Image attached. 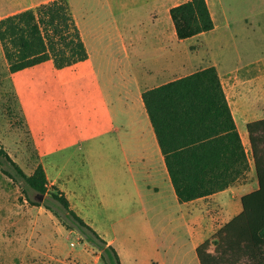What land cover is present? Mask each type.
Wrapping results in <instances>:
<instances>
[{"label": "rangeland", "instance_id": "obj_1", "mask_svg": "<svg viewBox=\"0 0 264 264\" xmlns=\"http://www.w3.org/2000/svg\"><path fill=\"white\" fill-rule=\"evenodd\" d=\"M175 1L72 0L73 10L68 4L88 54L96 65L100 62V51L95 41L98 20L107 21L110 30V23L114 26L117 22L126 30L132 22L140 21L146 32V40L152 33L160 37L162 33L167 44L171 45V56L177 59V66L171 67L162 77L144 76L140 73L142 68H155L152 58L161 55V52L156 53L148 44L141 43L136 48L140 54L139 59L127 60L119 49L118 34L110 31L114 59L108 67L114 71L112 77L115 83L121 78V73L128 74L130 80L135 78L141 84L157 83V78H162V83L169 82L201 70L211 65L212 61L222 73L260 61V64L252 66V74L257 78V83H261L260 80L264 78L259 71L264 70V0H207L215 28L199 38H189L178 43L174 40V29L165 10L168 4ZM11 14L14 13H0V17ZM125 34L127 36V32ZM141 36L142 33L139 38ZM104 65L107 66L106 61ZM85 74L82 71L75 75L69 68L57 70L51 61L10 73L0 46V148L8 153L26 175H31L39 164L42 165L43 151L48 154L51 162L65 158L53 153L55 147L64 145L69 134L77 132L72 129L73 125H64L66 109L71 110L72 105L80 106L90 101L95 110H101V97L90 89L81 88L88 81ZM101 117V114H93L91 126L97 134H107L111 131L110 125L102 121ZM88 127L82 125L83 129ZM76 158H72L67 172L73 177L86 175L87 171L83 170L84 166L78 160L75 162ZM88 175L91 176L89 172ZM120 186L105 180L97 183L90 180L85 190L93 194L98 189L105 194L112 191L115 195L110 198L113 203L122 204V195L117 192ZM52 187L48 185L49 191L45 195L34 192L3 156L0 158V263L106 264L98 241L88 240L66 216L63 207L51 198L50 194L54 193ZM143 199L146 200L145 197ZM93 200L88 195L83 200L88 213L101 216L103 213L95 209V204L90 203ZM173 208L160 211L167 217H157L152 222V233L158 248L153 251L139 249V252L144 251L141 259H152L162 264H190L193 253H185V256L182 252H187L186 244L191 240V229L183 227L181 220L168 221L172 211L178 213ZM129 210L125 209V213L122 211L119 219L130 223L136 235L133 233L129 237L138 239L145 235L144 217L138 211ZM208 211L217 213V206H210Z\"/></svg>", "mask_w": 264, "mask_h": 264}, {"label": "crops", "instance_id": "obj_2", "mask_svg": "<svg viewBox=\"0 0 264 264\" xmlns=\"http://www.w3.org/2000/svg\"><path fill=\"white\" fill-rule=\"evenodd\" d=\"M49 1L51 0H0V13H16ZM67 1L73 10L74 2ZM177 1L168 4L165 8L170 21L169 9L180 4ZM3 17L1 16L0 19ZM112 24L110 23V30L107 21H96L97 38L95 41L100 51L99 64H94L91 55L88 54L85 61L65 67L72 70L75 75H79L82 71L86 73L88 81L81 88L90 89L101 97V110L100 108L95 110L90 101H86L80 106L72 105L70 106L71 110L66 109L67 118H64V125L67 127L73 125L72 129L77 132L69 134L64 140L63 146L54 148L53 154L64 156V159L59 162H51L48 160V154L43 151L41 153L42 166L49 184L63 192L73 210L105 239L108 245L116 249L122 264H151L152 262L162 264L160 261L141 258L144 255V249L153 251L158 248L152 233V222L157 217L165 219L167 215L161 214L160 211L173 207L178 213L175 214L172 211L168 221L181 220L183 227L191 229L189 238L191 240L186 244L188 245L187 252L183 251L182 253L185 256H187L185 253H193L190 264H199L195 253L196 248L238 215L242 211V196L258 188L255 167L250 159V144L246 125L264 118V78L258 84L257 78H254L252 74L254 69L252 66L256 63L260 64V61L225 73H222L219 66L213 61L211 64L216 67L241 142L249 156V171L244 177L239 178L224 190L181 203L175 194L164 156L142 98L144 91L167 82L162 83L160 82L162 78H157V83L143 82L141 84L135 78L130 80L128 74L121 73V78L115 83L112 77L114 71L108 67L114 59L113 37H111L110 31L118 34L119 49L125 54L127 60L139 59L140 54L137 53L136 48L141 43L148 44L156 53L161 52V55L157 54L152 58L155 68H142L140 73L144 76L157 77L160 75L162 77L171 67L177 66L176 62L178 61L171 56V45L165 41L164 34L160 33L162 36L160 37L152 33L146 40V32L140 21L132 22V25L126 30L117 22L114 23V26ZM171 24L174 29L172 21ZM126 32L127 36H125ZM140 33H142L141 38H139ZM204 33L191 38H199ZM174 34L176 43L183 42L177 38L175 29ZM171 36L173 37V33ZM104 61L107 66L104 65ZM259 71L264 76V70ZM95 113L101 114L102 121L110 125L109 133L97 134L95 132L91 126ZM83 124H86V127L89 126L88 129H83ZM82 130H84L83 133H81ZM75 157H77L75 162L78 160L79 164L84 166L83 170L87 171L86 175L73 177L67 172L72 158ZM88 172L91 176L88 175ZM88 177L95 183L105 180L121 185L117 192L122 195V204L113 203V200L110 199L115 196L112 191L106 194L99 189L94 194L86 191L85 188L88 187L90 181ZM87 195L94 199L90 203L95 204V209L103 213L101 216H92L88 213L83 201ZM210 206H217V213H210L208 211ZM125 209L138 211L143 215L145 235L138 239L129 237L133 233L136 235V231L134 232L130 223L119 219L122 211L125 213ZM139 232L140 230L137 231V233ZM141 248L143 250L139 252Z\"/></svg>", "mask_w": 264, "mask_h": 264}, {"label": "trees", "instance_id": "obj_3", "mask_svg": "<svg viewBox=\"0 0 264 264\" xmlns=\"http://www.w3.org/2000/svg\"><path fill=\"white\" fill-rule=\"evenodd\" d=\"M169 15L179 40L214 28L207 0H187L171 7ZM0 46L10 73L46 61L63 69L88 58L67 0L1 18ZM142 98L179 202L224 190L247 174L250 159L255 167L258 188L242 196L238 215L196 248L199 264H264V118L246 125L249 159L213 65L146 90ZM2 156L29 189L48 193L41 164L26 175L1 147ZM52 189L51 198L66 216L88 240L98 241L106 264H122L116 249L73 210L67 196Z\"/></svg>", "mask_w": 264, "mask_h": 264}, {"label": "water", "instance_id": "obj_4", "mask_svg": "<svg viewBox=\"0 0 264 264\" xmlns=\"http://www.w3.org/2000/svg\"><path fill=\"white\" fill-rule=\"evenodd\" d=\"M40 200H41V198H40Z\"/></svg>", "mask_w": 264, "mask_h": 264}]
</instances>
